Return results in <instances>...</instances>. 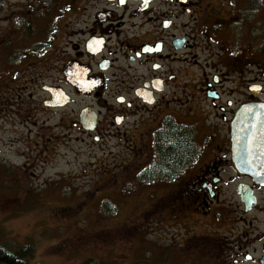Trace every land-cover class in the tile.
Wrapping results in <instances>:
<instances>
[{
    "label": "rangeland",
    "instance_id": "374dc122",
    "mask_svg": "<svg viewBox=\"0 0 264 264\" xmlns=\"http://www.w3.org/2000/svg\"><path fill=\"white\" fill-rule=\"evenodd\" d=\"M69 1L0 0V244L31 243V264H231L206 252V243H195L194 235L204 232L203 208L192 201L177 212L151 213L141 225L156 200L176 186L175 166L168 170L140 141L134 149L116 141L103 148L65 131L77 123L80 102L44 110L43 69L34 70L27 59L46 48L56 19L44 37L46 23L68 16ZM192 1L206 10V55L199 56L196 78L222 73L227 90L231 82L238 87V74L229 79L225 67L252 56L243 66L252 65L236 70H243V83L264 86V0ZM201 110L209 112L198 103L195 112Z\"/></svg>",
    "mask_w": 264,
    "mask_h": 264
},
{
    "label": "flooded vegetation",
    "instance_id": "af4514ba",
    "mask_svg": "<svg viewBox=\"0 0 264 264\" xmlns=\"http://www.w3.org/2000/svg\"><path fill=\"white\" fill-rule=\"evenodd\" d=\"M69 4L68 16L48 19L44 37L55 19L56 31L47 38L46 48L34 50L27 59L34 70L37 65L43 69L44 110L63 111L80 102L77 123L65 131L84 135L103 148L115 141L132 149L150 146L168 170L176 167V186L156 200L142 226L151 213L178 208L177 212L192 201L203 208L198 213L204 232L194 235L195 243H206V252L211 250L220 262L221 256L231 264H264V180L240 172L232 158L237 114L244 105L264 106V86L256 80L243 83V70H236L252 65L243 66L252 56L225 67L229 79L239 77L238 87L231 82L227 90V76L222 73L195 76L199 56L206 55V10L200 3L72 0ZM59 94L69 104L48 108ZM198 103L207 105L209 112L196 113ZM86 109L96 117L94 130L82 124ZM181 152L187 153L182 159Z\"/></svg>",
    "mask_w": 264,
    "mask_h": 264
},
{
    "label": "water",
    "instance_id": "95a60500",
    "mask_svg": "<svg viewBox=\"0 0 264 264\" xmlns=\"http://www.w3.org/2000/svg\"><path fill=\"white\" fill-rule=\"evenodd\" d=\"M62 94L56 95L50 106L63 107L69 103ZM86 109L81 115L87 130H94L96 117ZM233 160L242 173L264 180V106L246 105L232 125Z\"/></svg>",
    "mask_w": 264,
    "mask_h": 264
},
{
    "label": "trees",
    "instance_id": "16d2710c",
    "mask_svg": "<svg viewBox=\"0 0 264 264\" xmlns=\"http://www.w3.org/2000/svg\"><path fill=\"white\" fill-rule=\"evenodd\" d=\"M176 154L175 151H163V155ZM173 154V155H174ZM36 251L34 245L25 244L22 246H15L9 249L0 244V263L1 264H31Z\"/></svg>",
    "mask_w": 264,
    "mask_h": 264
},
{
    "label": "snow or ice",
    "instance_id": "6c2138e0",
    "mask_svg": "<svg viewBox=\"0 0 264 264\" xmlns=\"http://www.w3.org/2000/svg\"><path fill=\"white\" fill-rule=\"evenodd\" d=\"M121 2H123V0H121ZM145 3L147 4V0H145ZM99 43V42H98ZM119 122V121H118Z\"/></svg>",
    "mask_w": 264,
    "mask_h": 264
}]
</instances>
